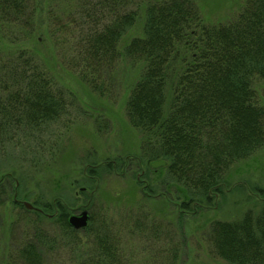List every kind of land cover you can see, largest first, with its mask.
I'll list each match as a JSON object with an SVG mask.
<instances>
[{"label": "trees", "instance_id": "1", "mask_svg": "<svg viewBox=\"0 0 264 264\" xmlns=\"http://www.w3.org/2000/svg\"><path fill=\"white\" fill-rule=\"evenodd\" d=\"M50 1L61 3L63 11H52L41 20V10L40 24L53 40L40 41L33 27L37 1L0 0L5 41L8 47L19 43L15 48L0 46V187L6 179L22 183L15 171L3 169L10 151L31 140L38 145L30 150H38L47 126L66 112L64 97L74 91L56 71L59 54L70 58L63 63L65 74L94 90L95 81L114 70L117 61L139 64L140 75L126 103L127 118L145 137L142 149L148 161L166 163L158 172L161 183L173 191L162 199L170 205L173 194L181 197V207L174 212L179 223L185 222L187 203L199 210L212 193H223L224 185L230 186L231 167L264 151V106L254 90L256 80H264V0H243L226 23L206 22L196 0L147 2L142 15L140 8H128L133 0ZM139 20H143L142 36L120 47L123 36ZM95 168L89 167L88 173L95 175ZM34 205L49 214L58 212L52 220L64 230L63 237L36 227L35 238L3 255V264H172L175 260L176 253L169 257L160 244L164 228L150 218L152 229H146L147 215L140 210L119 225L108 216H92L88 227L77 231L64 209L51 213L50 204ZM26 214L36 217V224L45 220L39 213ZM135 235L157 242L160 248L141 256L144 250L136 253L131 241L124 239ZM209 236L215 254L227 264H264V200L258 213L250 210L235 222L215 221ZM46 255L57 259L50 262Z\"/></svg>", "mask_w": 264, "mask_h": 264}, {"label": "rangeland", "instance_id": "2", "mask_svg": "<svg viewBox=\"0 0 264 264\" xmlns=\"http://www.w3.org/2000/svg\"><path fill=\"white\" fill-rule=\"evenodd\" d=\"M36 1L38 13H35L37 16L34 15L33 22V27H36L35 39L42 41L48 38V41H52V36L46 34L47 27L40 24V12L43 9L41 20H46L52 11L61 13L62 5L50 0ZM154 1L158 0H133L128 8H140L139 14L142 15L147 2ZM196 1L208 23L228 22L243 2ZM53 24L55 27L56 23ZM4 34L0 27L1 47L15 48L19 44L8 47ZM142 34L143 20H139L123 36L120 47ZM23 48L28 46L24 45ZM58 56L60 68L57 67L56 71L74 92L70 96L65 95L68 104L66 112L47 126L46 132L43 131L42 146L38 150H30V147L38 145L32 144L31 140L23 143V148L15 147L10 151L11 159L3 169L15 171L22 178V183L17 178L6 179L5 185L0 187V264L4 263L2 256L6 257L7 252H14L35 238L36 227L45 229L56 238L63 237L65 233L59 223L47 218L36 224V217L26 214L20 203L23 200L32 204H50L53 206L51 213L65 210L68 221L71 216L87 210L90 218L108 216L119 225L128 214L140 210L147 215L143 217L146 229H152L151 219H156L164 228L160 244L169 257L176 253L172 264H227L214 252L209 236L211 226L215 221L241 220L250 210L260 212L264 200V151L231 167L230 186L224 185L223 193H212V199L204 201L199 210H192L190 203H187L185 210L181 208L185 211L186 219L179 223L174 212L181 207V197L173 194L171 198L174 201L170 205L162 199L169 196L168 191L173 190L161 183L158 171L162 167H151L148 153L142 149L145 137L129 124L127 118L126 103L140 75L139 64L133 66L123 59L117 61L114 70L107 75L103 73L95 81L98 88L94 90L78 77L65 74L63 63L70 58H64L61 54ZM69 64L66 65L67 69ZM254 90L258 103L264 106V80H256ZM70 102H74V105H70ZM32 159L35 161L31 162ZM110 163L113 168H107ZM91 166L98 169L95 175L88 173ZM130 238L125 236L124 239L128 243L131 241L136 253L142 254L143 249L144 255L141 256L160 248V244L150 242L145 237L135 235ZM56 259L52 255L47 256L50 262Z\"/></svg>", "mask_w": 264, "mask_h": 264}, {"label": "water", "instance_id": "3", "mask_svg": "<svg viewBox=\"0 0 264 264\" xmlns=\"http://www.w3.org/2000/svg\"><path fill=\"white\" fill-rule=\"evenodd\" d=\"M166 163L164 161H156L151 164L152 168L156 169L159 167L165 166ZM3 181V178L1 179V182ZM18 183L15 186V189H17ZM24 209L30 213H39L40 215L44 216L47 219H54L58 216V212H55L54 214L46 213L42 208L35 206L28 200H23L20 202ZM90 222V214L87 210L82 211L78 215H73L69 218V224L74 230H84L88 227Z\"/></svg>", "mask_w": 264, "mask_h": 264}, {"label": "flooded vegetation", "instance_id": "4", "mask_svg": "<svg viewBox=\"0 0 264 264\" xmlns=\"http://www.w3.org/2000/svg\"><path fill=\"white\" fill-rule=\"evenodd\" d=\"M17 200V199H16ZM17 202H19L18 200H17Z\"/></svg>", "mask_w": 264, "mask_h": 264}]
</instances>
